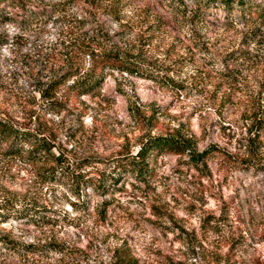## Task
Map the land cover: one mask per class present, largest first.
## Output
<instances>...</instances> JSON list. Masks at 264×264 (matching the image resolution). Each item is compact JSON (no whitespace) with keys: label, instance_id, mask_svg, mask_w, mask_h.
I'll return each mask as SVG.
<instances>
[{"label":"rangeland","instance_id":"374dc122","mask_svg":"<svg viewBox=\"0 0 264 264\" xmlns=\"http://www.w3.org/2000/svg\"><path fill=\"white\" fill-rule=\"evenodd\" d=\"M166 5L6 6L0 116L50 140L63 163L53 169L50 157L0 146V264H264V127L256 132L264 123V35L226 24L223 8L178 21ZM159 19L164 26L151 30ZM97 28L152 77L110 69L98 95L61 103L68 70L84 60L75 40ZM177 131L235 162L218 155L201 172L186 156L166 154L149 184L127 175L106 192L78 182L79 174L112 173L149 133Z\"/></svg>","mask_w":264,"mask_h":264},{"label":"trees","instance_id":"16d2710c","mask_svg":"<svg viewBox=\"0 0 264 264\" xmlns=\"http://www.w3.org/2000/svg\"><path fill=\"white\" fill-rule=\"evenodd\" d=\"M165 2L167 16H172L174 20L181 21L188 17L201 20L212 10L217 12L223 8L226 11V24L231 25L235 22L248 24L257 34L264 35V0H165ZM25 3L26 0H0V18L7 14L8 4L22 7ZM162 19L155 21L151 30L159 31L164 26ZM75 42H79L75 44H79L84 60L75 63L76 66L72 64L71 69L68 70L67 76L72 78V82L67 86L61 103L65 104L72 96L98 95L105 82L106 71L110 69L146 76L144 78L152 77L143 73L132 55L111 41L110 36L101 28H97L92 35L76 39ZM49 91L50 86L43 89V93L47 95H50ZM263 127L264 123L259 119L256 132ZM0 146H3L9 155L26 153L33 158L41 155L50 157L55 165L53 169L63 163L61 155L53 151L50 140L45 139L36 130L20 126L3 116H0ZM166 154L186 156L188 163L201 172L209 168L208 161L218 155L235 162L228 152L218 145H210L204 150H199L198 138L193 132L149 133L141 142L138 151L123 157L112 173H101L94 177L79 174L78 182L82 181L106 192L118 190V182L124 180L127 175H132L139 182L149 184L155 174L154 162L158 157ZM131 263L130 259L125 258L117 262V264Z\"/></svg>","mask_w":264,"mask_h":264}]
</instances>
